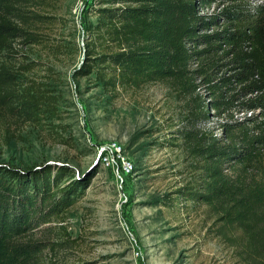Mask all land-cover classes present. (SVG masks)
I'll return each mask as SVG.
<instances>
[{
	"label": "rangeland",
	"instance_id": "374dc122",
	"mask_svg": "<svg viewBox=\"0 0 264 264\" xmlns=\"http://www.w3.org/2000/svg\"><path fill=\"white\" fill-rule=\"evenodd\" d=\"M105 6L102 0H32L20 6L30 17L48 18L17 19L39 38L16 39L4 58L18 75L14 94H34L43 106L26 116L0 105V164L27 171L64 164L75 178L89 179L78 201L46 224L53 227L51 239L62 243L53 252L58 264H244L242 248L229 238L242 242L241 230L224 227L210 206L185 194L203 185L204 171L183 133L192 126L223 136L222 119L195 117L189 97L168 81L115 87L97 78V68L79 72L94 53L116 48L91 41L95 10ZM110 141L122 143L135 167L128 180L132 199L121 215L116 177L100 160L94 165L100 145Z\"/></svg>",
	"mask_w": 264,
	"mask_h": 264
},
{
	"label": "trees",
	"instance_id": "16d2710c",
	"mask_svg": "<svg viewBox=\"0 0 264 264\" xmlns=\"http://www.w3.org/2000/svg\"><path fill=\"white\" fill-rule=\"evenodd\" d=\"M30 1L0 0V105L26 116L39 112L42 102L34 94H14L18 75L4 56L16 39L38 41L39 35L17 20L48 18L23 13L20 6ZM102 3L106 6L95 10L97 21L90 24L91 41L116 48L94 53L92 63L79 72L97 68V78L115 87L168 81L189 97L195 117L213 114L222 119L218 127L223 136L192 126L183 133L190 154L203 162L204 171L203 185L185 194L210 206L224 227L241 230L242 242L235 235L229 238L242 248L244 264H264V4L256 0ZM214 4L223 6L201 12ZM88 184V178H75L64 164L44 163L29 171L0 164V264H58L53 252L62 243L51 239L48 232L53 227L46 224L75 204ZM221 234L228 236L225 231Z\"/></svg>",
	"mask_w": 264,
	"mask_h": 264
},
{
	"label": "built area",
	"instance_id": "2783aa9c",
	"mask_svg": "<svg viewBox=\"0 0 264 264\" xmlns=\"http://www.w3.org/2000/svg\"><path fill=\"white\" fill-rule=\"evenodd\" d=\"M205 9L207 8H204L201 12H204ZM193 65L196 66L197 63L195 62ZM97 158L100 160L103 167L109 169L113 173L119 184L120 199L117 209L121 215L126 205L132 199L133 192L131 190V185L128 184V180L134 171V163L130 157L125 154L123 145L119 141H110L105 144H101L98 149ZM121 221L123 224H126L128 233L132 234L127 225L126 219H123L122 217Z\"/></svg>",
	"mask_w": 264,
	"mask_h": 264
},
{
	"label": "water",
	"instance_id": "95a60500",
	"mask_svg": "<svg viewBox=\"0 0 264 264\" xmlns=\"http://www.w3.org/2000/svg\"><path fill=\"white\" fill-rule=\"evenodd\" d=\"M99 163V159H97L96 161H95V164L94 165H96V164H98Z\"/></svg>",
	"mask_w": 264,
	"mask_h": 264
}]
</instances>
